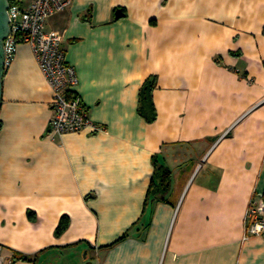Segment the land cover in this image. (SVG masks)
Listing matches in <instances>:
<instances>
[{"label":"crops","instance_id":"obj_1","mask_svg":"<svg viewBox=\"0 0 264 264\" xmlns=\"http://www.w3.org/2000/svg\"><path fill=\"white\" fill-rule=\"evenodd\" d=\"M44 30L103 128L48 135L50 89L19 46L0 105L2 264H264V229L245 238L250 200L264 217V0H72ZM154 155L170 187L144 207Z\"/></svg>","mask_w":264,"mask_h":264},{"label":"built area","instance_id":"obj_2","mask_svg":"<svg viewBox=\"0 0 264 264\" xmlns=\"http://www.w3.org/2000/svg\"><path fill=\"white\" fill-rule=\"evenodd\" d=\"M72 0H31L23 8L19 4L9 6V32L4 38L5 69L11 66L17 56L19 46L26 44L36 59L38 67L50 89L49 107L52 117L47 133L50 136H62L67 133H90L102 130V125L93 122L88 108L78 91V77L74 66L65 57L61 36L56 31H45L49 16L67 8ZM246 233L259 234L264 229V217L259 208L250 200L245 217ZM2 245L0 244V264Z\"/></svg>","mask_w":264,"mask_h":264},{"label":"trees","instance_id":"obj_3","mask_svg":"<svg viewBox=\"0 0 264 264\" xmlns=\"http://www.w3.org/2000/svg\"><path fill=\"white\" fill-rule=\"evenodd\" d=\"M9 6L19 4L20 0H8ZM155 76H149L145 79L139 89L138 113L147 122H152L156 118V110L152 101V91L155 88ZM1 128V123H0ZM153 161V175L146 193L144 207L150 200L166 201V194L170 187V169L164 164L160 163L156 155L152 158ZM262 206L264 211V192L262 194ZM32 213H30L31 216ZM69 219L63 215L55 229V234L60 235L68 226ZM130 229H128L118 240L125 238ZM18 259L23 261H33L35 258L27 255H19Z\"/></svg>","mask_w":264,"mask_h":264},{"label":"water","instance_id":"obj_4","mask_svg":"<svg viewBox=\"0 0 264 264\" xmlns=\"http://www.w3.org/2000/svg\"><path fill=\"white\" fill-rule=\"evenodd\" d=\"M9 2L8 0H0V105L2 101V81L5 73V51L4 38L9 32Z\"/></svg>","mask_w":264,"mask_h":264}]
</instances>
